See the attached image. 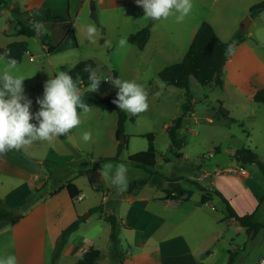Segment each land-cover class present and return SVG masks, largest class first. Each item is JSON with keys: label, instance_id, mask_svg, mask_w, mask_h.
<instances>
[{"label": "rangeland", "instance_id": "rangeland-1", "mask_svg": "<svg viewBox=\"0 0 264 264\" xmlns=\"http://www.w3.org/2000/svg\"><path fill=\"white\" fill-rule=\"evenodd\" d=\"M4 1L7 9L11 10L12 6L16 7L19 2L27 3L28 0ZM192 2L193 9L183 22L177 23L175 17H171L155 25L151 44L147 52L143 53L129 43L123 48L118 44L127 34L136 33L137 26L141 25L143 20L135 16L133 22H128L126 16L125 19L118 20L101 13L97 22L92 18L93 12L97 14V11L92 9L95 0H91L85 12L76 21L74 28L78 37L75 36L73 28L74 36L71 33L64 42L63 39L68 34L64 26L58 23L51 24L46 27V33L50 37L46 47L55 46L57 48L55 53L47 54L40 42L31 40L29 49L33 61H29V56H26L22 64L12 70L13 73L24 71L29 86H36V82L44 86L49 77H54V72L55 75L63 70L68 72L86 60L96 62V74L101 79V84L90 96L92 100L87 98L88 101L84 102H88L92 112L68 134L53 138V152L47 159L51 162L49 165L51 168L48 167V170L52 173V178L48 174L39 178L37 184L40 188H37L39 191L35 198L45 196L57 182L65 183L73 178H76V183L84 193L90 190V183L96 185L99 192L91 196L86 195L83 202L77 200L74 205L79 210L85 205L116 203L119 208L116 211L117 216L121 215L122 220L131 228V231L124 228L119 230V250L122 258L118 264L123 261L124 264H227L228 251L238 252L235 264H256L259 259L260 262L264 260V230L256 236L247 234L236 221L228 218L225 205L216 196H212L209 203L201 205L199 202L204 193L193 183L198 182L209 193L220 192L238 214H250L249 211L256 206L258 219L264 221V175L255 166L246 168L235 161L237 151L249 149L264 162V104L254 102L244 91L231 87L219 88L214 83L202 86L191 79L193 113L182 127L181 134L185 142L183 157L177 159L169 152L167 127L182 115V106L186 102L185 91L165 85L155 73L156 65L151 62L143 61L139 69L136 63L132 64L149 55L161 57L154 61L155 64L158 63V68L177 64L182 60L183 55L176 54L175 51L183 54L187 51L189 27L196 22L200 23L214 17L209 15L212 14L208 10L210 0ZM231 5V10L224 19L235 23L236 26L238 24V28H242L244 31H241L245 33L248 28H243L242 24L249 16L243 13V3L240 0H233ZM31 6L45 7L42 10L37 9L36 18L41 15L47 16L49 9L51 17L64 16L62 8L66 6V0L35 1ZM93 23L100 33L95 44L89 43L86 38L87 26ZM4 24L0 23V37H4V32L18 36L16 19L11 18L8 30L2 29ZM253 30L264 33L263 28L253 26L250 31ZM105 41H109L110 46ZM5 67V60H0V74ZM110 69L118 72L121 80H135L144 85L149 93L150 107L146 112L136 116L127 113L125 127L128 136L127 150L119 162H109L114 166L120 163L127 166L128 185L124 192L117 191L116 186L111 183L110 176L101 177L100 171L98 173L91 171L94 167L91 157L99 161L116 155L117 114L100 100L102 97H108L112 90L118 89L110 80L104 82L106 78H112L109 74ZM84 89L86 88H82V91L85 94L88 91ZM157 93L160 95L157 96ZM224 110L228 111V118L221 116ZM77 111L79 113L81 110L78 108ZM85 131L92 132V141L89 143L82 139ZM148 135L153 136L152 142L142 138ZM74 140L84 148L82 154L75 148ZM140 152H153L156 155L157 166L152 171L160 172L170 182H164L160 186L150 181L146 186H142L133 196L137 204L134 206L125 200L127 195L131 196L128 194L129 185L135 180L147 179L149 176L144 170L128 162L130 156ZM69 155L73 156V159L70 158L71 161L68 159ZM162 158H169L170 163L165 164ZM104 164H98L97 168L101 170ZM240 169L248 173L242 175ZM174 179L178 181H173ZM171 182L178 183L179 187L189 194L188 201L184 198L175 202L167 198L164 191L169 188ZM143 197L149 199V205L141 211L136 206H143L140 204V198ZM161 198L164 201H160ZM59 204L68 211L67 201L61 200ZM66 216L67 214L63 219L68 217ZM97 216L93 215L91 220L93 224ZM101 223V235L96 244L106 251L110 246L108 235L110 226L105 222ZM82 233L84 231H81L80 235H84ZM70 261L71 259L69 261L67 259L64 264H71Z\"/></svg>", "mask_w": 264, "mask_h": 264}, {"label": "crops", "instance_id": "crops-1", "mask_svg": "<svg viewBox=\"0 0 264 264\" xmlns=\"http://www.w3.org/2000/svg\"><path fill=\"white\" fill-rule=\"evenodd\" d=\"M35 1L41 2L46 0H28L27 3L19 2L16 8L20 9L23 13V15L20 16V19L32 18L35 21L41 22L45 26V29L51 24L56 25L58 23L59 25H63L64 29L68 33L66 37L64 36L65 38L63 39V41L65 42L71 33L74 36L73 28L76 25V21L78 20L80 15L85 12L91 0H66V6L62 8L64 10V16H52L51 20H48L47 16L43 17L42 15L39 18H36L35 15L37 9L42 10L45 9V7L42 6L43 8H33L34 6H31V3L33 4ZM231 1L233 0H210L211 3L208 7L209 12L212 13L209 15L214 17L210 20H207L206 22H208L213 27L215 33L223 42H227L236 32L243 30L242 28H238V24L236 26L235 23L224 19V16L231 10ZM240 1H242L244 5L243 13L250 17V7L259 3H255L254 1L261 2L262 0ZM14 8L15 6H12V9L9 10L7 9V4L0 5V23H5L2 26V29L8 30V25H11V18L15 19ZM94 10L97 11V22H99V15L101 13H104L110 17H115L118 20H120V18L125 19L126 16L128 22H133V20H135L134 17L137 16L138 18L143 20L142 24L137 26V31L144 28L151 21L153 23V27L151 28L149 40L145 48L141 50L143 53L147 52L152 40V31L155 29V25L159 24L160 22H154L150 19L144 18L143 9L136 5L135 0H95ZM62 18L64 19V21L58 22L59 19ZM202 22H196L189 27L188 37L186 39L188 48L196 35L199 25ZM253 26L258 29H264V11L261 12L257 17L251 18V23L245 32V42L237 47L236 50L231 54L223 70V87H231L239 91H244L248 94V96H250V99L252 100L253 96L258 91L264 90V33H262L260 30L250 31ZM18 32L19 26L17 34ZM3 34L4 37H0V56L4 55L5 49L10 43L14 41H26L28 43V51L25 53L23 59L26 56H29L28 60L31 62L33 61L32 52L29 49V41L32 40L33 42L41 43L38 37L28 39L20 36L19 34L18 36L7 34L5 32ZM129 35L130 34H127L126 38H128ZM75 36L78 37L77 32L75 33ZM18 37H21V39H19ZM51 47L55 46L51 45ZM42 48H44V50L46 51L48 49L46 45L43 44ZM56 50L57 48L55 47V51ZM55 51L53 53H55ZM175 52L176 54L183 55V60L187 51L185 52V54H183L182 52ZM159 53L161 55V50ZM158 57L149 55L148 57H143V59L140 58V61L134 62L132 64L136 63V66L139 69L143 61L148 63L151 62L153 65H156L155 73L159 75L164 67L158 68V63L155 64L154 61ZM160 58L161 57H159V59ZM95 65L97 70L96 62ZM113 71L119 78V73L113 69L109 70V74L111 75V77H113ZM13 74L17 76H23L25 78L24 82L27 83V74H25L24 71H17ZM38 85H41V83L36 82V86H29L27 83V87L25 88V95L33 101L31 108L32 112H36L39 110V105L36 103V99L42 98L34 91L35 87H37ZM116 90L118 89L112 90L111 94ZM92 93L93 92H87L83 94L82 99L86 98L83 102H86L88 100L91 101L92 98H90V96L92 95ZM87 98L89 99L87 100ZM105 98L107 97L100 98L102 104H104L103 101ZM32 122L35 123V121ZM74 141L75 148L77 149L79 154H82V152H84V148L79 146L77 140ZM117 146L118 143L115 147L116 153ZM38 150L41 151L39 152L40 154L37 152ZM88 150L94 151V149ZM22 152L24 154H20L15 150H9L6 155H0V188H2V191H0V199L5 202L6 207L9 209L24 206L27 203L28 197L33 194L34 190L40 188L37 184L39 178L43 177L44 174H48V171H50L45 168L42 163L47 162L49 169L51 168V166H49L51 165V162L47 159H49L48 155L53 152L52 141H36L31 145L27 153L24 151ZM70 158L73 159V156L69 155L68 159L70 160ZM91 161L92 165L95 167H93L91 171L93 173H98L100 171V168H97V165L99 164L98 161H95L93 157H91ZM88 179L90 180V177H88ZM70 183L74 184L81 192V200H79L81 202L85 200V198L87 197L86 195L91 196L93 193L99 192L98 187L96 185H93V183H90V190L84 193V190H81V188L76 183V178H73L72 180L65 183L57 182V184L53 186L52 190L47 192V194L43 196L42 199H37V202L28 210V212L25 214V218L20 223L15 226H8L0 231V257L13 255L16 257L17 264H51V258L61 232L77 217L83 216L86 218L85 222L75 233L70 236L69 241L61 254L58 264H64L67 259L68 261L71 259V264H77V261L81 259L91 247L101 252L102 257L98 264H118V260H115L111 257V244L106 251H103L96 244L101 235V222L107 223L105 221L107 211H117L119 209L118 206L116 205V203L113 204L109 202H102L101 204L104 205L105 212L103 214H97L98 216L96 217V221L93 224L91 220L94 214L85 215L83 213H90V210L92 208L99 205H85L83 208L80 207L78 210L74 205L77 201H72L70 199L65 188V186ZM139 189H141V187L136 188V190H134L132 194H130L131 196L127 195V198L125 200L127 202H130L134 206L137 205L136 198H134L133 196ZM55 191H58V193L54 196H50ZM161 199L160 201H164V199ZM61 200H65L68 202V211L59 204ZM140 201V204H142L143 206H136V208L142 211L143 208L146 209L148 207L149 199L143 197L140 198ZM78 206H80V203H78ZM255 209L256 206L253 210ZM252 211H249V213L251 214ZM66 214L68 217L66 216L67 218L63 219ZM239 215L242 216L241 214ZM119 219L120 228H124L126 229V231H131V228H129L130 225L122 220L121 215L119 216ZM81 231H84V233H82L84 235H80ZM108 235H110V232H108ZM141 242L143 241L141 240ZM209 257H211V255H209ZM260 261L261 259H259L256 264H262V262ZM120 264H124V261Z\"/></svg>", "mask_w": 264, "mask_h": 264}, {"label": "trees", "instance_id": "trees-1", "mask_svg": "<svg viewBox=\"0 0 264 264\" xmlns=\"http://www.w3.org/2000/svg\"><path fill=\"white\" fill-rule=\"evenodd\" d=\"M0 5H6L4 0H0ZM264 11V0L250 7V17L255 18L261 12ZM14 14L16 22L19 26L18 34L25 38H36V34L32 29V22L35 20L32 18L20 19L23 15L20 9L14 8ZM47 18L51 20L50 10H47ZM92 18L96 21L97 16L93 12ZM64 19H59L58 22H63ZM152 28V22L146 27L140 29L134 34H130L127 38L129 44L136 46L139 50H143L149 40L150 31ZM43 45L48 44L49 35L45 33L42 37H39ZM246 40V34L243 31L236 32L227 42H223L215 33L213 27L206 21H203L196 32L183 60L178 64L170 65L164 68L158 75L159 79L167 86L177 88L185 91L186 102L182 106V115L172 121V124L167 127V134L170 140L169 152L177 159L183 157L182 150L184 148V137L181 134L182 127L187 123L188 118L193 113L192 102L193 96L190 92V82L194 79L202 86H208L214 83L219 88H223V70L228 62L231 54L243 44ZM234 43V51L231 54L227 53L229 44ZM28 51V43L26 41H14L10 43L5 52H8L12 58L18 61V65L21 64L25 53ZM55 51V47H48L47 52L51 54ZM86 66H90L93 70H96V65L93 60H86L78 63L72 67L68 72L75 79L77 76L81 77L84 81V88L87 87L88 73L84 71ZM113 77H117V74L113 71ZM112 77V78H113ZM24 88L27 87V83L23 82ZM34 91L41 97H43L44 86L38 85ZM116 90L110 96L104 99L103 103L112 108L117 114V128H116V140L118 142L117 153L112 158H103L98 161L99 164L109 162H119L124 151L127 150L128 136L126 134V122L128 120L127 112L119 110V108L112 103V100L116 98ZM253 101L256 103L264 104V90L258 91L253 96ZM228 111H222V117L228 118ZM124 139L122 142L121 139ZM142 138H146L148 141H153V136L148 135ZM16 151V150H15ZM20 154H24L22 151H17ZM165 164L170 163L169 158H162ZM235 161L242 167L255 166L257 170L264 175V162L259 160V157L249 149H242L235 153ZM128 162L133 164L136 168L144 170L148 173L147 179H138L129 185L128 194H131L136 188L146 186L151 181L152 184L160 185L164 182H170L169 179L164 177L158 171H152L157 166L156 155L153 152H140L133 156H130ZM42 165L48 169L47 162H43ZM48 176L51 178L52 173L48 171ZM173 181H178L174 179ZM197 188L204 194L201 196L200 204H207L212 200V196L218 197L225 205L228 218L236 221L239 226L246 230L247 234L252 236L258 235L264 230V221L258 219V210L255 209L251 214H245L240 216L236 210L231 206L228 199H226L220 192L213 191L207 192L198 182H193ZM68 195L72 201H77L81 195L78 188L70 183L65 186ZM39 189H35L33 194L27 199V203L22 207L9 209L6 207L5 202L0 199V231L8 226H15L20 223L24 218L28 210L37 202L35 194ZM168 199L173 201H179L185 198L189 200V194L181 187L178 189H165ZM58 191H55L50 196H54ZM185 195H188L185 197ZM41 196L38 199H42ZM105 212L104 205L101 204L90 210V214H103ZM86 218L83 216L77 217L71 224H69L60 234L56 246L51 258V264H58L61 254L67 245L70 236L75 233L80 226L85 222ZM105 221L110 226L109 240L111 244V257L115 260L121 261L122 254L119 250V229L120 219L115 210L107 211ZM237 251H228L227 264H235ZM102 255L101 252L91 247L81 259L77 261V264H98Z\"/></svg>", "mask_w": 264, "mask_h": 264}, {"label": "clouds", "instance_id": "clouds-1", "mask_svg": "<svg viewBox=\"0 0 264 264\" xmlns=\"http://www.w3.org/2000/svg\"><path fill=\"white\" fill-rule=\"evenodd\" d=\"M135 3L143 9V17L154 22L175 17L176 22L181 23L194 6L192 0H135ZM31 26L38 38L45 35L46 29L41 22L34 21ZM98 37H100L98 28L94 23L89 24L86 36L88 42L95 44ZM105 43L110 46L109 41ZM127 43V38H122L118 42L121 48ZM233 51L234 43L229 44L227 48L228 54ZM0 60L6 62L5 70L0 74V155H6L9 150H22L27 153L36 141H52L55 137L66 135L92 112L89 104L82 100L83 79L79 76L73 79L67 71H59L54 77H49L44 84L43 97L36 99L39 110L32 112L33 101L25 95L23 84L25 78L14 75L12 71L17 68L18 61L8 52L0 56ZM84 71L88 73L89 80L84 90L97 91L101 79L90 66H86ZM108 80L118 88L112 103L119 110L136 116L149 109V93L144 85L135 80H121L118 77ZM156 95L159 96L160 93ZM78 108L81 110L79 113ZM82 139L85 143L91 142L92 132L85 131ZM127 173L128 168L125 164L114 166L107 163L102 165L99 174L101 177L110 176L111 183L116 186L117 191L124 192L128 185ZM0 264H17V260L15 256L7 255L0 257Z\"/></svg>", "mask_w": 264, "mask_h": 264}, {"label": "water", "instance_id": "water-1", "mask_svg": "<svg viewBox=\"0 0 264 264\" xmlns=\"http://www.w3.org/2000/svg\"><path fill=\"white\" fill-rule=\"evenodd\" d=\"M92 7H93L92 9L94 10L95 9V4L94 3H92ZM250 23H251V18L248 17L247 21L242 24L243 28H248ZM121 141L123 142L124 139L122 138ZM169 188L170 189H178L179 188V184L171 182V183H169ZM87 215H90V213H87Z\"/></svg>", "mask_w": 264, "mask_h": 264}, {"label": "built area", "instance_id": "built-area-1", "mask_svg": "<svg viewBox=\"0 0 264 264\" xmlns=\"http://www.w3.org/2000/svg\"><path fill=\"white\" fill-rule=\"evenodd\" d=\"M108 81H109L108 79H105V82H108ZM100 84H101V81H100ZM240 173L242 175H245L247 173V171L240 169ZM78 200H81V197H79Z\"/></svg>", "mask_w": 264, "mask_h": 264}]
</instances>
